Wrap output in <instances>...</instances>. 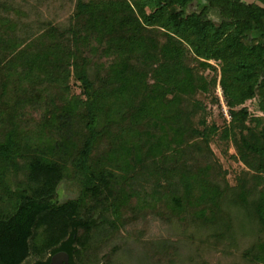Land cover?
Segmentation results:
<instances>
[{
	"label": "trees",
	"instance_id": "16d2710c",
	"mask_svg": "<svg viewBox=\"0 0 264 264\" xmlns=\"http://www.w3.org/2000/svg\"><path fill=\"white\" fill-rule=\"evenodd\" d=\"M14 10L0 0V261L18 264L56 247L92 261L98 246L161 203L174 227L189 225L192 216L200 231L264 232V117L243 107L256 99L264 114V0H78L67 27L38 30L18 27ZM190 52L204 67L222 63L232 117L222 138L254 172L233 188L211 176L213 167L193 174L188 165L197 159L190 152L202 157L218 133L215 125L206 128L205 106L188 98L208 90L195 83ZM72 80L78 98L71 97ZM51 86L54 96L44 104L41 90L52 94ZM42 107L55 112V133L47 136L41 122L35 134L26 133L30 109ZM104 133V154L93 161ZM71 164L80 195L59 204ZM137 181L147 182L142 194L133 190ZM129 211L134 215L126 219ZM145 246L151 255L137 253L138 261L170 257L165 264H182L171 240ZM106 256L98 262L113 264ZM246 256L264 264V240Z\"/></svg>",
	"mask_w": 264,
	"mask_h": 264
},
{
	"label": "rangeland",
	"instance_id": "374dc122",
	"mask_svg": "<svg viewBox=\"0 0 264 264\" xmlns=\"http://www.w3.org/2000/svg\"><path fill=\"white\" fill-rule=\"evenodd\" d=\"M1 1L15 9L12 13V21L15 22L18 27L22 25V22L25 23V25L29 23L34 30L41 29L44 26L50 27V24L52 26L67 27L68 23L71 21V17L76 12L78 3V0ZM245 1L252 4L256 0ZM85 56L94 61H96L97 58L95 54H91L90 52L85 53ZM204 62V60L196 57L194 53H189L188 64L194 71L196 77L195 83L197 85L205 83L204 85L208 90L207 92L197 91L196 94L189 96L188 98H190V103L193 105L195 103H201L205 106L207 112L206 128L208 129L215 125L218 128V133L212 138L209 151L206 149L203 150L204 154L202 157L197 151L193 152L194 150H192L190 152L193 153V156L197 159L191 158L188 165L192 168L193 174L197 173L199 169L204 168L205 166L213 167L210 171L211 176L214 175L215 178H218L217 180L220 185L224 184V187L225 185H228L230 188H233L237 185L238 177L252 175L254 172L250 170L246 163L241 159L232 140H225L222 138L224 129L230 127L232 123L231 112L227 104V97L225 96L224 89L220 83L222 80V63L211 60L206 62L210 66L204 67L201 64ZM48 89L51 90L50 93L52 94L45 95L43 92L45 90H41L40 93L42 95L41 100L44 104L47 103L51 96H54V87L51 86V88L48 87ZM70 89L71 97L74 98L75 96L78 98L80 87L74 80L70 82ZM257 102L258 101L254 99L247 102L243 107H245L253 117H264V114L258 110ZM58 106L61 109L65 107L63 100L58 103ZM241 108L242 107L239 109ZM37 109L38 110L30 109V116L28 119L29 126H27L26 133L35 134L37 127L36 124L39 122L45 127L47 136H50L53 132L55 133V121L53 119L55 112L51 107ZM80 115L81 113L77 116ZM78 122H82L81 116L79 117ZM82 131H84V129H82ZM104 135L107 134L104 133L101 135L104 138L99 139L100 141L97 142V146L92 153L91 158L93 161L104 154L101 150L105 148L107 144V138H105ZM200 141L201 138L197 140V142ZM83 144L84 140L80 146ZM199 145L201 144L199 143ZM73 154L76 155V153ZM137 172L141 175L145 173L141 168L138 169ZM76 173L73 164H71L68 171V178L61 185L56 195L55 200L57 203H65L68 200L76 199L80 195L81 186ZM123 187L127 186L123 185ZM146 188V181L133 182V190L136 189L142 191L141 194ZM137 200L139 199L134 197L131 202L134 207L137 206ZM159 207L160 209L156 213L152 212L150 214H144L142 212L138 222L129 223L125 229H122L119 234L115 235V239L111 237V241L107 240V243L98 246L101 251H99V254H97L94 259H92L91 256L92 261L87 260V255H85L83 256L82 261L80 259V262L82 264H105V261L98 262V260L103 255H108L113 264H149L146 260L144 262L138 261V256L136 255L137 253L140 255L144 254V256H146L147 253L151 255L150 249L146 248L147 245L145 246V243H149L151 240H158L161 242L171 240L174 245L179 248L182 264H185L183 260H188V258L190 260V257L197 262H207L209 264H251V258L248 256L244 257L245 251L248 253L250 249L259 243V241L264 240V232L262 231H259L258 234L247 233L242 229L228 232L225 226L218 227L216 231H213V228L208 231H200L199 229L197 230V226L192 222V216H189V225H183L176 221V226L174 227L170 218L166 217L169 215V209L165 208L162 203L159 204ZM125 212H127V210ZM142 214H144V217H142ZM133 215L134 214L130 211L129 213L124 214L126 219L132 218ZM185 226H189V228H184ZM131 234L134 236L131 237L133 239L127 238L128 236H131ZM115 247L120 249L116 254H114ZM128 247H130L131 250L128 251ZM96 252L98 251L96 250ZM130 257L133 258L130 260ZM168 258L171 259L170 257H162L161 263H157L155 260L153 261L155 262L154 264H165ZM177 260L178 263H181L179 257ZM186 264H189V261Z\"/></svg>",
	"mask_w": 264,
	"mask_h": 264
},
{
	"label": "flooded vegetation",
	"instance_id": "af4514ba",
	"mask_svg": "<svg viewBox=\"0 0 264 264\" xmlns=\"http://www.w3.org/2000/svg\"><path fill=\"white\" fill-rule=\"evenodd\" d=\"M0 264H15V263H5L0 261ZM18 264H82L80 258L77 254L71 256L66 251L60 249V247L53 248L49 250L46 254L42 252L33 253L30 252L28 257Z\"/></svg>",
	"mask_w": 264,
	"mask_h": 264
}]
</instances>
